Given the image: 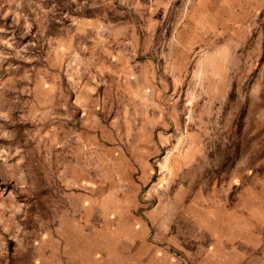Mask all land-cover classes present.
<instances>
[{"label": "rangeland", "instance_id": "1", "mask_svg": "<svg viewBox=\"0 0 264 264\" xmlns=\"http://www.w3.org/2000/svg\"><path fill=\"white\" fill-rule=\"evenodd\" d=\"M155 1L0 0V264H264V0Z\"/></svg>", "mask_w": 264, "mask_h": 264}, {"label": "crops", "instance_id": "2", "mask_svg": "<svg viewBox=\"0 0 264 264\" xmlns=\"http://www.w3.org/2000/svg\"><path fill=\"white\" fill-rule=\"evenodd\" d=\"M147 3V2H145ZM154 6L152 4L147 5V4H143V7L145 8L146 11L148 12H156L159 11L161 6L165 7L166 4H163V1H161V4L159 3V1H155L154 0ZM145 11V12H146ZM109 39V38H108ZM108 39L106 38L105 40H101L100 44H101V48H98V50L102 51V54H96L95 56V63H96V67L97 68V74L95 75L94 73L89 74L88 77H86L89 81L88 83L89 86H87L86 84H84L83 87V92H94L95 88H92L94 85V80L97 81V78L101 81L102 75H107L112 69V65L111 63L113 61H120V59H123V56L120 54H116L117 50H109L106 46L108 45ZM116 40V39H115ZM130 41H131V46H133L132 48L134 49V56H133V60H136V57H139V53L142 54L141 57L144 58V60L146 61V64L151 63L152 60H154V58L151 57V54H149V50L151 49V39L150 38H140L137 36H130ZM145 45V46H144ZM127 60V59H126ZM121 62V61H120ZM131 62V61H130ZM126 64L122 65V68H119L120 70H124L126 69L125 67ZM131 65V64H130ZM147 69H148V65H146ZM98 81L97 85L100 86L101 82ZM87 83V81H85ZM93 89V90H92ZM96 90V89H95ZM81 95H79V100L83 101L82 97H80ZM79 102V101H78Z\"/></svg>", "mask_w": 264, "mask_h": 264}, {"label": "trees", "instance_id": "3", "mask_svg": "<svg viewBox=\"0 0 264 264\" xmlns=\"http://www.w3.org/2000/svg\"><path fill=\"white\" fill-rule=\"evenodd\" d=\"M263 14H264V8L261 10V12L259 14L260 18L262 17ZM263 54L264 53H262L260 59L263 57ZM233 95H234V90H233V85H232V90L229 92L228 98L233 97ZM239 121H240V115H236L235 118H234V124H237V122H239ZM8 258H9L10 261H12V257L9 254H8Z\"/></svg>", "mask_w": 264, "mask_h": 264}]
</instances>
